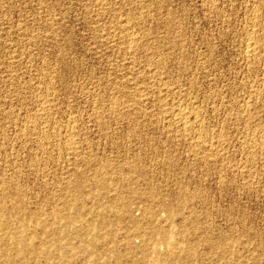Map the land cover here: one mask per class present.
Listing matches in <instances>:
<instances>
[{
  "label": "rangeland",
  "instance_id": "1",
  "mask_svg": "<svg viewBox=\"0 0 264 264\" xmlns=\"http://www.w3.org/2000/svg\"><path fill=\"white\" fill-rule=\"evenodd\" d=\"M36 248L264 264V0H0V264Z\"/></svg>",
  "mask_w": 264,
  "mask_h": 264
},
{
  "label": "bare ground",
  "instance_id": "2",
  "mask_svg": "<svg viewBox=\"0 0 264 264\" xmlns=\"http://www.w3.org/2000/svg\"><path fill=\"white\" fill-rule=\"evenodd\" d=\"M256 10V9H255ZM251 33V32H250ZM254 41H256V40H254ZM131 49V48H130ZM7 183V182H6ZM4 184H5V182H4ZM5 188V187H4ZM8 189V188H7ZM5 190V189H4ZM17 201H19V200H17ZM66 203V202H65ZM119 203V202H118ZM67 204V203H66ZM75 204V203H74ZM15 205H16V203H15ZM65 205V204H64ZM70 205V204H69ZM6 206V205H5ZM68 208H69V206L68 205H66ZM65 207V206H64ZM19 208V207H18ZM63 208V207H62ZM21 209V208H20ZM15 211V210H14ZM125 211H126V209H125ZM60 212H62V211H60ZM60 212H58V215L60 214ZM61 216V215H60ZM59 216V217H60ZM62 216H64V215H62ZM118 216V215H117ZM116 217V216H115ZM65 219H66V217H64ZM60 219V218H59ZM61 219H63L62 217H61ZM69 219V218H68ZM74 219L75 218H73V221H74ZM131 219V218H130ZM45 221V220H44ZM66 221H67V225H68V220L66 219ZM23 222V221H22ZM30 222V221H29ZM119 222V221H118ZM117 222V223H118ZM37 223V222H36ZM33 225V224H32ZM36 225V224H35ZM40 226H42L41 224H40ZM44 226V225H43ZM69 226H70V224H69ZM72 227V226H71ZM18 228H19V226H18ZM47 228V227H46ZM33 229V228H32ZM37 229V228H36ZM44 229H45V227H44ZM62 229V228H61ZM64 229H66V228H64ZM67 229H68V227H67ZM28 230V229H27ZM33 230H35V229H33ZM69 230V229H68ZM30 231H31V229H30ZM44 231V230H43ZM37 232V231H36ZM35 232V233H36ZM40 232V231H39ZM38 232V233H39ZM42 233H44V232H42ZM63 233H66V231H63ZM84 233V232H83ZM30 234H31V232H30ZM33 234V233H32ZM80 234H82V232L80 233ZM18 235H20V234H18ZM84 235V234H83ZM15 236V235H14ZM31 236V235H30ZM85 236V235H84ZM83 236V237H84ZM16 238H18V236L16 237ZM27 239H28V237H26ZM95 238V237H94ZM25 240V239H24ZM93 240V239H92ZM98 240V239H97ZM18 241V240H17ZM28 241H30V238H29V240ZM19 242V241H18ZM20 242H22V243H20V244H23L24 242L23 241H20ZM39 242H40V240H39ZM96 241L94 240V242L91 244V246H93V249H94V243H95ZM25 243H27V241L25 242ZM90 243V242H89ZM14 244V243H13ZM28 244V243H27ZM26 244V245H27ZM9 245V244H8ZM25 245V244H24ZM24 245H21L20 247L21 248H19V251L21 252V254L22 253H24L25 252V250L26 249H29L27 246H24ZM38 245V244H37ZM89 245V244H88ZM159 245H161V244H158V243H156L155 244V248H157L156 246H159ZM11 246H13V245H11ZM18 245L16 244V247H17ZM29 246V245H28ZM14 247V246H13ZM8 248V247H7ZM39 248H40V246H39ZM59 248H64V245L62 246V247H59ZM6 249V248H5ZM5 249H3V250H5ZM7 250H9V249H7ZM7 250L5 251V252H7ZM16 250H17V248H16ZM12 251H13V248H12ZM29 252V251H28ZM173 252V251H172ZM16 253H17V251H16ZM33 254V256H34V258H35V262H32V263H30L29 261H30V259L29 260H26V263H24V264H42L43 263V261H45V263H47L48 261V263H51V264H60L59 263V261H55V258L53 257V255H54V253H52V251L51 250H49V252H42V251H40V250H37V248L36 249H34V251L33 252H31L30 251V254ZM52 253V254H51ZM31 254V255H32ZM5 256V255H4ZM66 257V255L65 254H63L62 255V258H65ZM24 258H27L28 259V257H24ZM90 260V259H89ZM88 260V261H89ZM8 261V260H7ZM61 261V260H60ZM87 261V260H86ZM15 263H16V261H14ZM13 262V263H14ZM2 264H3V262H1ZM14 263V264H15ZM21 264L23 263V261H21L20 262ZM17 264V263H16ZM61 264H63V263H61ZM86 264V263H85Z\"/></svg>",
  "mask_w": 264,
  "mask_h": 264
}]
</instances>
